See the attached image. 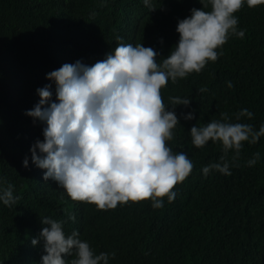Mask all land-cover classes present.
Returning a JSON list of instances; mask_svg holds the SVG:
<instances>
[{"label": "trees", "instance_id": "1", "mask_svg": "<svg viewBox=\"0 0 264 264\" xmlns=\"http://www.w3.org/2000/svg\"><path fill=\"white\" fill-rule=\"evenodd\" d=\"M150 3L155 10L144 0H0V190L11 185L17 198L10 207L0 201V264H19L22 254L39 250L30 243L36 222L45 217L62 221L66 235L77 231L94 254L115 252L109 264H264V136L254 145L243 142L235 161L229 150L231 175L213 170L204 176V167L220 162L222 145L209 141L196 148L189 134L195 124L204 126L224 112L232 123H250L257 130L264 124V5L245 4L234 13L237 31L245 35L230 36L215 62L161 89L168 108L170 96L190 100L187 108L176 106L179 125L167 142L194 165L174 187V201L165 197L159 209L148 200L97 210L72 201L32 162L30 148L43 141L44 125L25 113L39 102L37 89L45 85L51 84L55 100L48 73L65 63L91 66L103 60L119 43L136 39L147 23L151 35L141 41L151 42L143 46L157 51L162 63L178 43V21L202 7L199 0ZM205 86L207 91L199 92ZM243 109L254 114L251 120L235 119ZM189 112L194 118L186 121ZM257 152L258 162L249 167Z\"/></svg>", "mask_w": 264, "mask_h": 264}, {"label": "clouds", "instance_id": "2", "mask_svg": "<svg viewBox=\"0 0 264 264\" xmlns=\"http://www.w3.org/2000/svg\"><path fill=\"white\" fill-rule=\"evenodd\" d=\"M199 2L200 9H191L190 16L178 21V43L162 63L157 62L159 53L152 47L119 43L91 66L76 61L48 73L46 79L55 83L54 101L51 84L37 89L39 102L25 115L44 125L43 141L37 140L30 148L31 159L45 170L43 179L57 182L72 201L94 205L97 210L148 200L159 209L165 197L169 203L174 201V187L189 176L194 165L185 153L173 152L167 142L179 125L176 106L187 108L190 100L170 96L168 108L161 89L169 80L175 83L215 62L222 55L217 49L230 36L242 39L245 35L244 30L237 31L234 13L245 4L249 8L264 5V0ZM144 3L150 11L155 10L150 0ZM227 87H233L230 81ZM206 91V86L199 89ZM253 115L243 109L235 119L251 120ZM193 118V112L183 116L186 121ZM230 119L224 112L219 119L204 126L195 124L189 131L196 148L209 141L222 145L220 162L204 167V176L213 170L231 175L226 159L229 150L235 161L243 142L254 145L264 136V124L257 130L250 123H232ZM259 158L260 153H255L248 166H254ZM23 166L27 168V158ZM16 199L11 185L0 190L4 205L10 207ZM69 220L74 221L75 216L70 215ZM41 223L46 225L40 232L41 264H109L116 255L94 254L77 231L65 234L62 221L45 217ZM37 243V239L31 240L33 246ZM65 256L75 258L66 262Z\"/></svg>", "mask_w": 264, "mask_h": 264}, {"label": "rangeland", "instance_id": "3", "mask_svg": "<svg viewBox=\"0 0 264 264\" xmlns=\"http://www.w3.org/2000/svg\"><path fill=\"white\" fill-rule=\"evenodd\" d=\"M148 25H149L148 23H147V25L146 24L142 25V27L140 28V30L136 36V39H126L123 43H125V44L131 43L133 45L140 44V43H142V44L151 43V42L141 41L142 38L151 35L149 33V31L146 29V27ZM36 223L38 225V228L35 232V238L38 240V243L36 246H33L30 243V246L33 248H38L39 250H30V251H27L24 254H22L19 257V259H20L19 264H34L37 259H38V264H40L41 256L44 255L43 240L40 239V232H41L42 228L45 227L46 225H43L39 221H37ZM64 259L66 260V262L69 261L68 256Z\"/></svg>", "mask_w": 264, "mask_h": 264}]
</instances>
